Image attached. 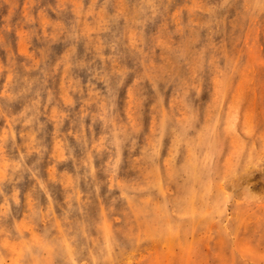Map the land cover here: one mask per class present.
I'll list each match as a JSON object with an SVG mask.
<instances>
[{"label": "clouds", "instance_id": "clouds-1", "mask_svg": "<svg viewBox=\"0 0 264 264\" xmlns=\"http://www.w3.org/2000/svg\"><path fill=\"white\" fill-rule=\"evenodd\" d=\"M40 5L45 6L40 8L39 17L34 16L33 9ZM5 7L9 9L7 16L2 15ZM49 11L57 19L43 24L44 37H38L37 22ZM17 14L19 18L14 20ZM12 32L26 45L31 46L32 38L37 37L43 46L34 47L19 60L9 39ZM258 34H264V0H0V54L7 53V63L0 56V121L9 125L8 136L0 137V161L8 159L9 141L14 150L25 149L19 162H12L10 173L0 170V196L33 153L38 158L28 171L38 175L46 151L38 137L49 123L55 125V136L66 148L69 136L83 146L94 144L96 136L93 133L90 137L86 128L98 126L103 147L110 154L108 167L105 169L102 162L101 171L109 172L114 180L104 185L111 225L106 223L102 205L99 223L69 221L74 202L88 219L86 208L101 194V185L88 170L90 161L81 165L87 166L85 174L76 177L77 187L68 199L69 213L64 217L70 244L62 237L37 243L25 240L22 232L14 238L5 208L0 212V264H123L118 257L123 255L125 241L133 240L134 219L147 215L154 202L160 171L178 191L215 182L217 199L222 203L221 181L234 191L247 192L249 186L243 181L250 170L264 171V137L259 150L253 149L255 155L239 153L225 170L220 162L224 129L217 126L215 114L206 122L204 112L193 103L200 99L202 84L211 100L213 82L223 96L238 75L240 64L224 52L225 42H255ZM54 44L61 46L59 51ZM58 80L62 81L60 87ZM170 89L171 107L166 110ZM122 90L127 94L123 107ZM149 90L156 116L152 133L142 127ZM17 105L19 111L14 112ZM218 107L214 105L212 111ZM88 120L92 125L86 124ZM66 121L72 129L67 133ZM17 125L23 144H17L12 133ZM165 134L178 137L187 148V158L171 159L168 168H164L160 154ZM125 148L129 167L117 177L115 165ZM137 148L140 155L134 156ZM81 179L89 187L88 199H81ZM114 188L119 189V195L114 194ZM14 198L5 196V204ZM243 200L264 204V197L244 196ZM118 206L123 215L119 223L115 218ZM92 228L99 231L97 237L91 234Z\"/></svg>", "mask_w": 264, "mask_h": 264}, {"label": "rangeland", "instance_id": "rangeland-1", "mask_svg": "<svg viewBox=\"0 0 264 264\" xmlns=\"http://www.w3.org/2000/svg\"><path fill=\"white\" fill-rule=\"evenodd\" d=\"M44 6L35 7L33 15L39 17L40 8ZM8 14L9 9L5 7L2 15ZM18 18L19 14L14 20ZM49 19L56 20V14L49 11L47 17L38 20V37H44L46 29L42 25ZM9 39L12 51L19 60H23L34 47L43 46L42 40L37 37L32 38L31 46L24 44L16 32H12ZM52 47L59 51L61 46L54 44ZM224 52L240 64L238 75L223 96L213 82L211 100L208 88L202 84L200 99L194 101L193 106L204 112L206 122L215 114L217 126L223 127L226 139L220 162L227 170L237 154L255 155L253 149L259 150L260 138L264 137V34H258L255 42L249 39L235 45L225 42ZM0 56L7 63L6 51ZM61 82L57 81V87H60ZM147 95L149 99L144 103L142 127L145 132L152 133L155 131L156 116L152 108L151 90ZM171 96L170 89L166 110L171 107ZM120 99L123 107L127 102L126 90L121 91ZM217 104L219 107L214 113L212 109ZM15 111H19V105L14 108ZM86 124L92 125V121L88 120ZM8 127L7 121H0V137L8 136ZM19 129V125L15 126L12 133L15 134V142L23 144ZM71 130L70 123L66 121L65 133ZM86 132L90 137L95 134L94 144L83 146L77 143L74 136H69L66 148L62 140L55 136V125L49 123L46 131L38 137L43 140L46 148L38 165V175L33 176L28 171L38 158V154L33 153L25 159L22 171L16 173L13 183L5 185V195L0 196V212L7 209V224L14 238L22 232L25 240L44 243L45 240L55 242V238L62 237L66 244H70L65 232L64 217L69 213L68 199L77 187L76 177L85 174L87 166H81L85 161H90L88 170L94 173L95 183L101 185V194L86 208L88 219L79 211L78 202H74V210L68 214V220H85V223L92 220L99 223L102 205L107 225L112 224L113 217L108 214V202L104 200V184L114 183V180L109 172L101 171L102 162L105 169L108 167L110 154L103 147L98 126L88 127ZM139 143L142 146L143 139ZM23 151L25 149H12L9 141L8 159L0 161V170L7 169L10 173L12 162L18 163ZM160 154L164 168H168L171 159L187 158V148L178 137L169 138L165 134L160 143ZM139 155L140 149L137 148L134 156ZM128 167L129 155L125 148L120 163L115 165L116 176L122 177ZM243 183L249 186L247 192L239 189L234 191L230 185L221 181L220 187L224 190L222 203L221 199H217L219 189L215 182L206 187L196 184L191 191H178L177 187L168 183L164 172L160 171V188L153 190L154 202L147 215L134 219L133 240L125 241L123 255L118 258L123 260V264H264V204L256 200L252 203L243 200L244 196L264 197V171L250 170ZM78 187L84 194L81 199H88L89 187L83 179ZM114 194L119 195L118 188H114ZM141 195L146 196L147 193ZM5 196L15 198L8 199L5 204ZM115 218L117 223L123 219L120 206ZM91 234L97 237L99 231L92 228ZM8 242L14 243L15 240ZM116 251L119 253L120 250Z\"/></svg>", "mask_w": 264, "mask_h": 264}, {"label": "bare ground", "instance_id": "bare-ground-1", "mask_svg": "<svg viewBox=\"0 0 264 264\" xmlns=\"http://www.w3.org/2000/svg\"><path fill=\"white\" fill-rule=\"evenodd\" d=\"M146 131H147V130H146ZM165 138H166V137H165ZM162 156H163V155H162ZM104 181H105V180H104ZM213 183H214V182H213ZM213 183H212V184H213ZM104 185H105V184H104ZM208 196H209V195H208ZM96 219H97V218H96Z\"/></svg>", "mask_w": 264, "mask_h": 264}]
</instances>
